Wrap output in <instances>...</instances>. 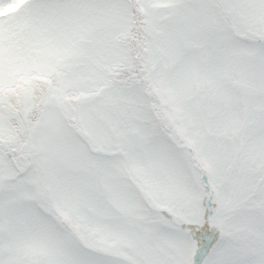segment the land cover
Returning <instances> with one entry per match:
<instances>
[{"label":"snow or ice","instance_id":"6c2138e0","mask_svg":"<svg viewBox=\"0 0 264 264\" xmlns=\"http://www.w3.org/2000/svg\"><path fill=\"white\" fill-rule=\"evenodd\" d=\"M0 264H264V0H0Z\"/></svg>","mask_w":264,"mask_h":264}]
</instances>
